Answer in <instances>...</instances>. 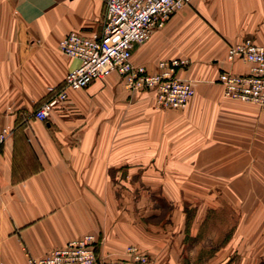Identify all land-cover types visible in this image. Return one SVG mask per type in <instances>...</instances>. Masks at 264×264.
I'll return each mask as SVG.
<instances>
[{"label":"crops","instance_id":"crops-1","mask_svg":"<svg viewBox=\"0 0 264 264\" xmlns=\"http://www.w3.org/2000/svg\"><path fill=\"white\" fill-rule=\"evenodd\" d=\"M102 0H0V264H28L84 235L100 261L129 246L151 264H264V114L223 97L229 45L264 47V0H191L132 62L188 59L194 94L158 111L117 74L68 93L67 112L34 119L78 61L58 42L100 38ZM162 202L170 205L163 209Z\"/></svg>","mask_w":264,"mask_h":264},{"label":"built area","instance_id":"built-area-1","mask_svg":"<svg viewBox=\"0 0 264 264\" xmlns=\"http://www.w3.org/2000/svg\"><path fill=\"white\" fill-rule=\"evenodd\" d=\"M191 0H102L104 20L100 38H85L71 33L58 42L59 51L78 61L62 84L49 88V97L33 113L45 121L54 111L67 112L68 93L87 88L92 82L117 74L129 91L149 92L158 111L182 110L194 94L192 84L178 77V71L189 65L188 59L158 63V72L132 62L135 45L147 42L155 30ZM226 62L241 61L250 65L247 74L221 73L217 82L223 97L250 103L264 114V47L250 39L229 45ZM13 134L12 126L0 130V152ZM98 240L87 234L56 248L40 258H29L28 264H151L135 247H128L122 259L100 261L96 256Z\"/></svg>","mask_w":264,"mask_h":264},{"label":"rangeland","instance_id":"rangeland-1","mask_svg":"<svg viewBox=\"0 0 264 264\" xmlns=\"http://www.w3.org/2000/svg\"><path fill=\"white\" fill-rule=\"evenodd\" d=\"M162 204V207H163V209H169L170 208V205L168 204V203H165V202H162L161 203ZM129 247H131V246H129ZM132 247H135V246H132ZM136 248V247H135ZM127 250V249H126ZM139 251V250H138ZM126 252V251H125ZM140 252V251H139ZM141 253V252H140ZM143 254V253H142Z\"/></svg>","mask_w":264,"mask_h":264}]
</instances>
